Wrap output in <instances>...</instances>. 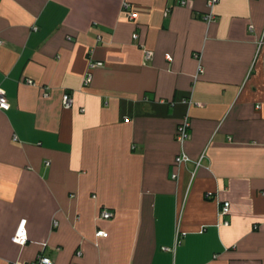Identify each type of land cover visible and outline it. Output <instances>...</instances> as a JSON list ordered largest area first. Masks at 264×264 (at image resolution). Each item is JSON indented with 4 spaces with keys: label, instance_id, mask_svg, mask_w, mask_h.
Listing matches in <instances>:
<instances>
[{
    "label": "crops",
    "instance_id": "obj_1",
    "mask_svg": "<svg viewBox=\"0 0 264 264\" xmlns=\"http://www.w3.org/2000/svg\"><path fill=\"white\" fill-rule=\"evenodd\" d=\"M208 10L0 0V264H264V0Z\"/></svg>",
    "mask_w": 264,
    "mask_h": 264
},
{
    "label": "built area",
    "instance_id": "obj_2",
    "mask_svg": "<svg viewBox=\"0 0 264 264\" xmlns=\"http://www.w3.org/2000/svg\"><path fill=\"white\" fill-rule=\"evenodd\" d=\"M180 3H184L186 0H179ZM217 0H206L207 6L209 8V10L203 15V19L206 23L211 22L214 19V15L211 11L214 3ZM123 6L125 8L128 7L127 3H123ZM128 18H133L134 17V13L132 11H129L127 13ZM133 38H136L137 35L134 33L132 35ZM144 58L145 59H150V57L152 56V52L150 50L144 49ZM196 57L198 59V67H197V71L194 75V80H196L197 76L199 73L202 72V65H201V55L200 54H196ZM101 65V62L99 61H90L88 63L87 66V70L84 74L83 77V84L87 85L90 80H91V69H93L94 67ZM27 83H32L30 79L26 80ZM189 104V102H188ZM62 105L65 108H69L71 106V98L69 96L68 93H64L62 95ZM9 104L6 100V97L4 95V93L0 90V109L2 110H6L8 109ZM190 137L189 135V120H188V115L187 113L180 119V121L177 123L176 128H175V140L176 142L182 146L186 140ZM190 161V158L187 156V154L180 149V151L176 154V156L174 157V164L176 166L180 165L181 163L184 162H188ZM198 164V161L196 162V165ZM173 178L176 177V172H173L171 175ZM228 211V202H222L220 205V209H219V213L221 215H225ZM99 218H110L112 216V212L107 210V209H101L99 214H98ZM25 219H21L17 225V228L12 236V241H14L15 243H18L20 245L24 244L27 240L26 237V231H25ZM106 232L103 230H98L96 231V235H100V236H106ZM27 264H53V260L46 255L40 254L38 255L34 260L30 261Z\"/></svg>",
    "mask_w": 264,
    "mask_h": 264
}]
</instances>
